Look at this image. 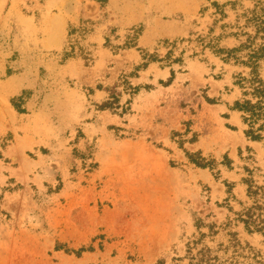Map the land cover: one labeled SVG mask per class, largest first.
I'll list each match as a JSON object with an SVG mask.
<instances>
[{"label": "rangeland", "instance_id": "1", "mask_svg": "<svg viewBox=\"0 0 264 264\" xmlns=\"http://www.w3.org/2000/svg\"><path fill=\"white\" fill-rule=\"evenodd\" d=\"M226 1L0 0V264H170L197 219L220 226L250 204L242 179L264 186V131L247 139L228 109L244 71L197 41L233 20L225 6L216 22L212 3ZM80 23L92 60L63 62ZM131 35L136 46L124 48ZM168 51L182 61L135 70L144 52ZM113 92L115 107L103 106ZM231 226L264 255L260 235ZM226 239L220 229L205 242Z\"/></svg>", "mask_w": 264, "mask_h": 264}, {"label": "trees", "instance_id": "2", "mask_svg": "<svg viewBox=\"0 0 264 264\" xmlns=\"http://www.w3.org/2000/svg\"><path fill=\"white\" fill-rule=\"evenodd\" d=\"M212 5L219 15L216 22L227 17L225 6L233 12V20L221 23L219 34L213 35V29L210 28L208 34L198 36L197 41L203 49L210 50L223 63L231 64L244 71H238L233 75V85L239 89L241 96L228 109L240 113L241 121L246 126L243 130L244 136L251 141L259 142L262 140L264 131V76H262L264 71V0H227L222 4L213 2ZM89 32L90 29L81 23L78 27L72 25L68 27L67 44L60 54L61 61L65 62L74 57H80L85 63L92 60L91 52L80 43ZM134 38V35L128 36L123 47H135ZM223 40H232L233 43L230 46L221 44ZM142 59L144 62L135 67L136 71L146 68L150 62L164 61V65H169L172 62L182 61L181 56L172 58L170 51L163 59L155 54L144 52ZM173 77L174 71L171 69L167 81L160 83L167 85ZM123 83L126 88L136 90L126 79H123ZM116 95L117 92H113L110 96L111 100L106 101L103 106L115 107L113 104L117 103ZM206 101L213 103L209 98H206ZM11 104L18 112H23V109L17 108V104L12 100ZM184 153L188 161L195 166L212 169V160H206L200 153H190L186 150ZM230 163L231 161L224 156L221 164L230 168ZM247 171L250 176V171L248 169ZM242 181L246 184V195L250 204L242 205L239 211L233 212L235 217L232 220H227L220 226L214 223L204 224L201 219H197L195 224L197 236L185 244V254L182 257H172L170 264H183L184 260L186 264H264V255L261 250L247 241H241L237 231L231 226L233 221L239 223L246 234L260 235L264 242V186L256 185L251 178H245ZM225 186L227 187L226 192L229 193L231 185L225 182ZM202 227L207 228L206 233L201 231ZM220 229L225 231L226 241H219L209 246L205 238H213ZM84 250L79 249L76 252L77 255ZM164 263L159 260L156 264Z\"/></svg>", "mask_w": 264, "mask_h": 264}]
</instances>
